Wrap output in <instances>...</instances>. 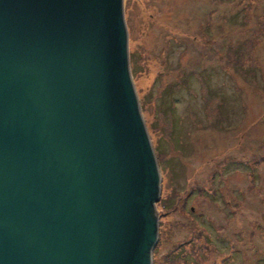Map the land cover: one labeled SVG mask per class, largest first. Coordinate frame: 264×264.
<instances>
[{"label": "water", "instance_id": "95a60500", "mask_svg": "<svg viewBox=\"0 0 264 264\" xmlns=\"http://www.w3.org/2000/svg\"><path fill=\"white\" fill-rule=\"evenodd\" d=\"M160 194L124 0H0V264H153Z\"/></svg>", "mask_w": 264, "mask_h": 264}, {"label": "rangeland", "instance_id": "374dc122", "mask_svg": "<svg viewBox=\"0 0 264 264\" xmlns=\"http://www.w3.org/2000/svg\"><path fill=\"white\" fill-rule=\"evenodd\" d=\"M124 15L160 173L153 264H264V0H124Z\"/></svg>", "mask_w": 264, "mask_h": 264}, {"label": "trees", "instance_id": "16d2710c", "mask_svg": "<svg viewBox=\"0 0 264 264\" xmlns=\"http://www.w3.org/2000/svg\"><path fill=\"white\" fill-rule=\"evenodd\" d=\"M235 50H236V48H235ZM244 56H246V55H244ZM253 63L255 64V62H253ZM201 235H202V234H201ZM204 246L207 248L206 245H204ZM194 251H195V250H194ZM178 253H180V255H181L183 258H187V256H188V254H185L183 250H182V251L179 250ZM172 257H174V255H172V256H167V257H165V260H166V261L168 260L169 263H171L170 260H171ZM168 258H169V259H168ZM165 260H164V261H165ZM155 264H156V263H155Z\"/></svg>", "mask_w": 264, "mask_h": 264}]
</instances>
